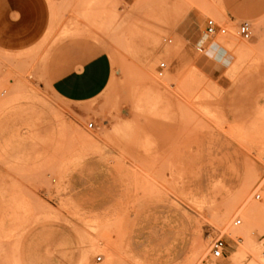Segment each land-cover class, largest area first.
Wrapping results in <instances>:
<instances>
[{
    "label": "rangeland",
    "instance_id": "374dc122",
    "mask_svg": "<svg viewBox=\"0 0 264 264\" xmlns=\"http://www.w3.org/2000/svg\"><path fill=\"white\" fill-rule=\"evenodd\" d=\"M74 38L111 60L97 103L50 90ZM263 105L264 0H0V264H264Z\"/></svg>",
    "mask_w": 264,
    "mask_h": 264
},
{
    "label": "crops",
    "instance_id": "0c3cea01",
    "mask_svg": "<svg viewBox=\"0 0 264 264\" xmlns=\"http://www.w3.org/2000/svg\"><path fill=\"white\" fill-rule=\"evenodd\" d=\"M111 75L109 55L99 45L85 39L64 41L56 47L47 62L51 92L72 104L83 106L92 101L97 103ZM252 124V136L258 143H264V110L257 114Z\"/></svg>",
    "mask_w": 264,
    "mask_h": 264
},
{
    "label": "built area",
    "instance_id": "2783aa9c",
    "mask_svg": "<svg viewBox=\"0 0 264 264\" xmlns=\"http://www.w3.org/2000/svg\"><path fill=\"white\" fill-rule=\"evenodd\" d=\"M225 34L226 33V28L219 26L213 19L211 18H207L205 21V26H204V33L202 36H204V42L200 40H198V42H196L195 44V50L199 53L204 52L207 47L209 46L208 44L210 43V40L213 36H215L216 34ZM236 33L238 35H240L243 39L248 40L251 38L252 36V27L250 25V23L248 21H241L238 25H237V29H236ZM160 67H164V63L162 62L160 64ZM94 125L93 122H89L87 124V129H93ZM264 188V179L260 182L259 188L257 190H255L254 192V198L259 200L261 199V189ZM241 220L238 218L236 220H234L233 224L234 225H239L241 222ZM260 246L262 248V252L264 254V234H261L258 238ZM225 241L219 237V238H215L212 243H211V247H210V255L212 258H219L221 256H223V250L225 247ZM101 257L98 256L97 260H100Z\"/></svg>",
    "mask_w": 264,
    "mask_h": 264
},
{
    "label": "bare ground",
    "instance_id": "6f19581e",
    "mask_svg": "<svg viewBox=\"0 0 264 264\" xmlns=\"http://www.w3.org/2000/svg\"><path fill=\"white\" fill-rule=\"evenodd\" d=\"M203 39H204V36L201 37V39H200L199 42H201ZM240 222H241V221H240ZM231 235H232V234H230V237L232 238L233 235H232V236H231ZM109 248H110V246H109ZM106 255H107V254H106Z\"/></svg>",
    "mask_w": 264,
    "mask_h": 264
}]
</instances>
